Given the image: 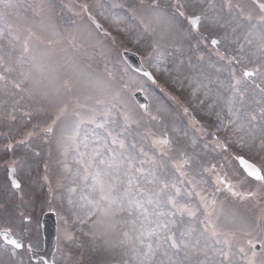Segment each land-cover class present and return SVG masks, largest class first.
Returning <instances> with one entry per match:
<instances>
[{
	"label": "rangeland",
	"instance_id": "374dc122",
	"mask_svg": "<svg viewBox=\"0 0 264 264\" xmlns=\"http://www.w3.org/2000/svg\"><path fill=\"white\" fill-rule=\"evenodd\" d=\"M84 1L88 3L72 0L73 5L80 3V16L72 14L71 34L56 27L53 12L55 6L56 16L67 26L72 17L70 3L12 0V8L0 5V51L18 56L22 49L15 38L19 36L21 41L30 40L33 56L31 62L14 64L12 71L0 66V75L7 77L0 80V232L8 230L24 243L18 251L0 238V264H33L25 244L42 248L39 220L46 210L56 212V264H197L196 258L184 259L182 254L169 260L171 253L161 250L146 258V249L137 241L139 221L133 231L124 212L115 217L120 223L112 227L95 206L98 196L90 193L83 178L78 179L83 170L77 163L78 151H86L85 134L89 140L93 132L102 134L97 125L105 118L110 124L115 121L119 130L126 123L124 116L129 117L127 142L135 137L137 148L143 145L151 154L156 151L152 141L166 138L170 156L187 159L184 170L204 181L196 190L207 201H215L209 210L213 218L219 217L221 230L235 233L231 259L225 264H249L250 260L264 264V246L258 253L253 251L256 227L246 234L248 228L235 221L238 201L249 207L255 222L264 217V181L255 183L244 175L237 159L246 158L264 171V119L257 115L250 123L249 117L264 106L259 92L249 87L251 79L260 82L261 78L242 76L254 68L264 71V20L254 1L230 0L231 8L226 6L228 0ZM256 1L264 4V0ZM99 3L104 6L100 8ZM142 4L144 15L135 13ZM87 15L96 18L104 34L93 31L91 35L83 19ZM196 15L202 22L192 31L188 20ZM180 26H186L188 33L180 43H169L175 38L173 28L180 32ZM95 36L104 39L99 47ZM211 40L219 43L212 46ZM123 49L142 57L154 83L133 73L122 60L110 61ZM94 51L101 58L88 55ZM92 64L100 68H91ZM237 80L245 94L243 105L233 98L232 85ZM14 83L21 87L15 88ZM136 90L149 102L140 119L136 113L141 110L132 98ZM163 119L165 125H161ZM49 127L51 132L46 131ZM10 168L16 169L19 189L7 179ZM173 176H178L174 170ZM217 176L224 182L217 183ZM229 187L244 198L233 195ZM198 200L193 197L194 202ZM125 231L131 241L124 237Z\"/></svg>",
	"mask_w": 264,
	"mask_h": 264
},
{
	"label": "snow or ice",
	"instance_id": "6c2138e0",
	"mask_svg": "<svg viewBox=\"0 0 264 264\" xmlns=\"http://www.w3.org/2000/svg\"><path fill=\"white\" fill-rule=\"evenodd\" d=\"M0 5L4 9L15 6L12 0H0ZM226 6L231 8L230 0ZM260 7L264 9V4ZM261 19L264 20V17ZM15 39L22 49L18 56L0 51V66H5V71H12V66L16 63L22 64L25 60L31 62L33 59L30 40L21 41L19 36ZM212 43L218 44L219 41L213 40ZM261 50L264 52V44L261 45ZM19 71L22 76L25 74L22 68ZM257 75L261 78L260 82L251 79ZM242 76L251 79L249 87L257 90L261 100H264V87L261 86L264 84V71L254 68L243 71ZM0 80L6 81L7 77L0 75ZM239 83L237 80L232 85L233 98L243 105L245 94L237 87ZM14 87L19 89L21 85L14 83ZM257 115L264 119V106L258 114L249 113L250 123L257 120ZM124 120L125 125L116 130V122L112 121L110 124L105 118L103 123L97 125V129L103 130L102 134L93 132L91 140L85 134L82 143L86 151H78L77 163L83 167L86 187L90 193L98 196L94 201L95 206L109 219L112 227L120 223L115 217L124 212L128 215V223L133 225V231L139 221L141 231L137 241L146 249L143 253L146 258H151L157 250H161L165 255L171 253L169 260L182 254L184 259L196 258L197 264H225L230 261L235 233L221 230L219 217L213 218V211L209 210L213 208L215 201H207L196 190L204 181L197 180L195 173L184 170L188 164L187 159L170 156L171 146L166 138L152 141V148L156 151L151 154L143 145L137 148L135 137L127 142L126 137L130 135L129 117L124 116ZM46 131L51 132L52 128L49 127ZM75 135L78 137L79 131ZM244 163L250 170L249 175L264 181V176L254 165L246 161ZM173 170L178 176L170 178ZM216 179L217 183L224 182L219 176ZM229 191H232L231 187ZM232 194L244 198L239 192L232 191ZM194 196L199 198L198 202L193 201ZM123 235L131 241L128 231ZM4 238L16 249L22 247L20 242L11 239L7 233ZM247 243L251 245L252 241ZM239 251L243 253L245 249L240 247ZM255 255L253 252V257ZM249 264H253V261L250 260Z\"/></svg>",
	"mask_w": 264,
	"mask_h": 264
},
{
	"label": "water",
	"instance_id": "95a60500",
	"mask_svg": "<svg viewBox=\"0 0 264 264\" xmlns=\"http://www.w3.org/2000/svg\"><path fill=\"white\" fill-rule=\"evenodd\" d=\"M124 56H125L128 64L130 65V67H132L133 69H135L139 73L143 74L144 76L146 75L147 77L152 79L148 70H146L145 68H143V66H141L139 58L137 56L130 55V54H124ZM135 98L139 102L140 106L146 110L147 101L144 98H142L141 94L140 93L135 94ZM247 163L251 164L249 162H247ZM240 165H241L242 169H244L249 174L250 170L246 167L244 160H242V159L240 160ZM251 177L255 178L254 176H251ZM9 179L12 180L14 186H18V182L15 179L14 170H10ZM42 220H43L42 221V231H43L44 249L42 252L31 251L32 259H33V261H35V260H38V258H41L45 264H53L51 262V257L53 255L55 247H56V241H55L56 240V231H55L56 220H54V215L50 214V213L44 214ZM5 234H6V232H3L2 237H3L4 241L7 242L4 238ZM7 235L12 239V237L10 236L9 233H7Z\"/></svg>",
	"mask_w": 264,
	"mask_h": 264
},
{
	"label": "flooded vegetation",
	"instance_id": "af4514ba",
	"mask_svg": "<svg viewBox=\"0 0 264 264\" xmlns=\"http://www.w3.org/2000/svg\"><path fill=\"white\" fill-rule=\"evenodd\" d=\"M260 228L258 229L257 233L259 234V239L257 241L259 245V249H261L262 246H264V217L261 218L259 221ZM262 239V240H261Z\"/></svg>",
	"mask_w": 264,
	"mask_h": 264
}]
</instances>
